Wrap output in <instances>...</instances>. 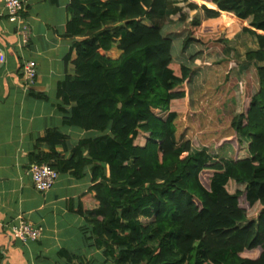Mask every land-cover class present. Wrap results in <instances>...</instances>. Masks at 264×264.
<instances>
[{
  "label": "trees",
  "instance_id": "obj_1",
  "mask_svg": "<svg viewBox=\"0 0 264 264\" xmlns=\"http://www.w3.org/2000/svg\"><path fill=\"white\" fill-rule=\"evenodd\" d=\"M68 12L77 59L60 110L67 126L94 135L65 160L56 149L67 136L51 130V152L31 157L76 179L90 171L78 214L88 246L101 252L93 263L264 264V0H71ZM176 18L190 21L185 52L227 44L225 27L257 43L245 61L258 89L244 93L233 135L218 144L232 146L233 159L179 138L193 71L175 61L164 33Z\"/></svg>",
  "mask_w": 264,
  "mask_h": 264
},
{
  "label": "crops",
  "instance_id": "obj_2",
  "mask_svg": "<svg viewBox=\"0 0 264 264\" xmlns=\"http://www.w3.org/2000/svg\"><path fill=\"white\" fill-rule=\"evenodd\" d=\"M23 3V20L32 31L28 45L22 42V25L9 21L0 0V264H94L101 252L88 246L86 221L78 214L92 186L90 171L82 179L60 174L46 193L35 189L30 174L31 155L51 152L44 141L49 131L67 136L66 149H56L65 160L80 140L94 135L67 126L60 110L59 88L73 74L77 59L76 40L65 35L71 0ZM248 37L250 50H256V41ZM28 62L37 64L33 85L23 75ZM19 217L42 229L40 240L23 243L10 235Z\"/></svg>",
  "mask_w": 264,
  "mask_h": 264
},
{
  "label": "rangeland",
  "instance_id": "obj_3",
  "mask_svg": "<svg viewBox=\"0 0 264 264\" xmlns=\"http://www.w3.org/2000/svg\"><path fill=\"white\" fill-rule=\"evenodd\" d=\"M188 23L178 25L176 18L164 30L165 35L174 39L175 61L193 71L189 82L190 111L181 114L179 138L191 141L195 149H208L214 156L233 159L234 148L230 145L221 148L218 144L233 135L232 120L241 111L244 93L251 96L258 89L256 68H249L244 58L253 41L241 31L232 35L225 27L222 38L227 44L216 41L204 46L194 44L185 52L182 42L189 32ZM146 24L151 25L148 21Z\"/></svg>",
  "mask_w": 264,
  "mask_h": 264
},
{
  "label": "built area",
  "instance_id": "obj_4",
  "mask_svg": "<svg viewBox=\"0 0 264 264\" xmlns=\"http://www.w3.org/2000/svg\"><path fill=\"white\" fill-rule=\"evenodd\" d=\"M7 17L12 23L22 25L20 34L24 45H28L32 34L31 28L23 20L25 6L23 0H4ZM23 75L28 85H33L38 77L37 64L28 62L23 67ZM35 189L40 193L49 192L54 188L58 179L59 173L49 165L33 164L30 168ZM42 229L35 227L22 217L18 218L17 224L10 228V235L20 240L23 243L36 242L42 237Z\"/></svg>",
  "mask_w": 264,
  "mask_h": 264
}]
</instances>
